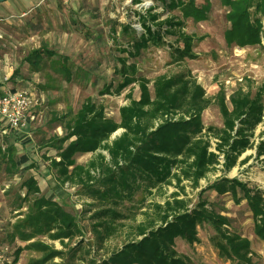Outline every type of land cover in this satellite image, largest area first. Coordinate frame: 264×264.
<instances>
[{
	"label": "trees",
	"instance_id": "1",
	"mask_svg": "<svg viewBox=\"0 0 264 264\" xmlns=\"http://www.w3.org/2000/svg\"><path fill=\"white\" fill-rule=\"evenodd\" d=\"M140 2V0H135ZM167 8L179 7L184 17L203 19L211 8L207 1L201 6L196 0H161ZM227 8L229 28L225 30L228 43L240 46L262 44L264 32V0H221ZM155 4L138 12L137 21L143 27L138 31L132 24L122 27L123 37L128 38L119 58L117 86L106 91L121 93L129 87L128 102L120 106V120L110 117L95 102L88 99L71 117L58 116L65 133L55 134L45 144L58 150L57 157L50 158V166L61 186H81V193L89 198L84 212L91 213L92 239H86V231L64 202L45 193L34 175L22 182L24 195L17 196V209L24 203L27 213L17 218L12 230L0 240L25 243L18 246L17 254L25 249L42 252L38 258H30L27 264H195L186 254L179 252L176 240L189 244L199 240V227L208 223L215 233L211 241L220 257L233 264H251L254 256L251 240L231 228L232 219L218 211L213 203L202 195L209 189L218 194L231 193L237 203L247 201L252 212L255 234L264 240V187L251 185L248 180L227 173L236 166H243L251 157L264 161V126L262 98L264 85L255 94L252 88L238 87L230 94L220 89L216 99L223 119L221 126H206L202 113L211 104L205 88L192 74L177 72L159 74L154 79L138 74L136 61L144 49L169 43L176 60L194 58L195 36L182 30L183 21L178 16L163 18L154 11ZM179 27L178 33L176 28ZM177 35L182 46H174L167 36ZM44 54H53L44 47L30 51L27 59L39 70ZM63 70L70 73L66 67ZM137 82L140 93L133 94ZM153 83L154 94L150 90ZM121 129L119 134L114 133ZM3 134L6 146L0 141V155L8 168L23 178L30 157L24 153L15 155L18 135ZM1 136V135H0ZM66 143V144H65ZM252 154L243 156L246 150ZM91 152L86 163H77V153ZM220 170L217 177L201 185V179ZM187 182L199 188V198L192 203L186 191ZM175 184L179 190L160 201H152L146 217L128 229V238L118 249L97 258L96 253L104 242L125 224L120 219L128 217L119 205L132 202L137 194H143L142 202L167 184ZM241 192V195L239 194ZM41 236L58 240L62 248L48 243ZM56 258H60L55 262ZM78 261V263H77Z\"/></svg>",
	"mask_w": 264,
	"mask_h": 264
},
{
	"label": "rangeland",
	"instance_id": "2",
	"mask_svg": "<svg viewBox=\"0 0 264 264\" xmlns=\"http://www.w3.org/2000/svg\"><path fill=\"white\" fill-rule=\"evenodd\" d=\"M150 0H44L34 5L26 15L18 14L13 21L6 22V33L0 37V74L4 83V93L10 90H26L34 95L32 107L35 118H27L25 127L18 130L15 140V155L29 154L26 163L28 169L24 177L20 173L13 175L5 159L0 155V240L8 231L19 213L26 214L27 205L17 209V196L24 195L26 188L22 182L34 175L41 187L51 198L67 204L68 209L75 213L79 224L86 231L85 238L92 239L90 230L91 213L84 212L89 198L81 193V186H61L50 166V158L57 157L58 150L45 144L52 135H63L65 130L58 116L75 114L82 104L90 99L97 108H102L106 114L115 120H120V106L128 102L126 93L129 87L121 93L106 91L110 86L113 90L120 78L117 74L121 56L120 46L128 38L123 37L122 27L140 24L138 12L145 11ZM154 11L162 12L163 18L178 16L183 21L182 30L195 36L194 58L186 57L176 60L169 43L144 49L142 55L131 61L137 62L138 74L154 79L159 74H175L177 72L192 74L205 88L206 96L211 104L203 111L202 118L206 126H221L223 119L217 104V93L220 89L230 94L238 87L252 88L253 94L264 85V32L262 44L240 46L228 43L225 30L229 28L227 8L221 0H196L201 6L207 1L211 8L206 18L197 19L184 17L180 8H167L161 0H152ZM169 0H167L168 2ZM188 1V0H186ZM152 5V4H151ZM264 20V15H262ZM179 27L176 28L178 33ZM174 46H182V40L177 35L167 36ZM44 47L53 54H44L39 70L30 65L27 55L34 48ZM1 56L3 60L1 59ZM66 67L69 74L63 70ZM134 96L140 93L137 82L133 83ZM154 94L153 83L149 84ZM264 108V96L262 98ZM263 122L256 128V136L263 129ZM122 130H117L113 136ZM11 136H17L11 132ZM3 147L6 146L0 134ZM66 144V143H65ZM254 152L248 149L244 154ZM243 154V155H244ZM92 157L91 152L77 153V163H86ZM238 167V168H237ZM220 170L201 179L205 186L219 175ZM228 176H238L248 180L251 185L264 186V161L251 157L243 166H236L227 173ZM187 183V182H184ZM179 190L174 183L167 184L154 194L147 196L142 202L143 194H137L132 202L119 205V210L128 217L120 219L125 225L120 226L116 233L105 240L103 248L96 253L97 258L118 249L128 238L131 224L143 220L150 202H163L173 191ZM186 191L192 203L199 198V188H193L187 183ZM241 195V192L239 193ZM213 203L220 212L231 217V228L251 240L254 256L251 264H264V240L254 232L252 212L247 201H235L231 193L218 194L209 189L202 195ZM215 230L208 223L199 227V240L193 244L178 238L176 247L179 252L189 256L195 264H233L231 260L220 257L217 248L211 241ZM43 240L62 248L58 240L41 236ZM25 243L19 239L0 244V264H27L30 258H38L43 254L30 249L17 254L18 246ZM60 258H56L58 262ZM78 263V261H77ZM76 264V263H74Z\"/></svg>",
	"mask_w": 264,
	"mask_h": 264
},
{
	"label": "built area",
	"instance_id": "3",
	"mask_svg": "<svg viewBox=\"0 0 264 264\" xmlns=\"http://www.w3.org/2000/svg\"><path fill=\"white\" fill-rule=\"evenodd\" d=\"M150 2L153 4L152 0H150L149 3ZM135 28L138 31L143 30L141 24L135 25ZM1 36L0 33V37ZM33 101L34 95L26 90L16 89L0 94L1 134L8 132H15L17 134L19 133L18 130L26 124L27 118H35V113H33L32 110V107L34 106Z\"/></svg>",
	"mask_w": 264,
	"mask_h": 264
},
{
	"label": "crops",
	"instance_id": "4",
	"mask_svg": "<svg viewBox=\"0 0 264 264\" xmlns=\"http://www.w3.org/2000/svg\"><path fill=\"white\" fill-rule=\"evenodd\" d=\"M43 1L44 0H4L0 2V33L1 35H3L2 33H6L7 28L5 26L7 25L8 22L13 21L12 19L13 17H15L18 14L26 15L28 11L30 12V9L32 8V6L39 5ZM1 59L3 60L2 56H1ZM0 83H4V81L2 80L1 74H0ZM3 93H4V90H3V85H2L0 88V94H3ZM5 134H9V132ZM252 153L253 152H250V153L244 154L243 156L252 154Z\"/></svg>",
	"mask_w": 264,
	"mask_h": 264
},
{
	"label": "water",
	"instance_id": "5",
	"mask_svg": "<svg viewBox=\"0 0 264 264\" xmlns=\"http://www.w3.org/2000/svg\"><path fill=\"white\" fill-rule=\"evenodd\" d=\"M2 1H4V0H0V2H2Z\"/></svg>",
	"mask_w": 264,
	"mask_h": 264
}]
</instances>
